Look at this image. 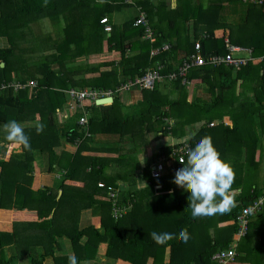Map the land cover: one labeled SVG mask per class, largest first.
<instances>
[{
    "label": "trees",
    "instance_id": "obj_1",
    "mask_svg": "<svg viewBox=\"0 0 264 264\" xmlns=\"http://www.w3.org/2000/svg\"><path fill=\"white\" fill-rule=\"evenodd\" d=\"M123 2L0 0V39L5 40V46H0V126L12 120L29 123L22 127L30 140L28 149L12 142L6 156L0 158V209L15 212L12 224L7 229L0 228V264H45L47 258L50 264H69L70 256L77 257V264L93 260L94 264H212L214 253L230 247L239 230L237 217L243 207L264 197V181L262 185L256 183L264 163V148L259 145L264 137V0L261 3L178 0L172 10H166L168 0H139L137 3L145 10L147 25L152 31L151 38H145V26L134 24L137 16L121 25H108ZM225 4L228 12L238 14L236 19H228L224 14ZM103 18L106 22L101 21ZM46 20L49 22L45 27ZM226 39L251 50V58L240 69L224 63L203 64L192 66L186 75H180L179 68L195 53L196 42L201 44L202 55L208 57L227 53ZM105 43L108 51L120 53V59L91 62L92 57L104 50ZM152 51L155 53L151 54ZM104 65L110 68L101 70ZM155 68L162 74L160 83L163 82L161 85L168 87V91L163 94L159 82L152 89L142 90L143 99L149 105L148 113L142 111L137 117L121 114L100 119L91 114L90 130L95 132V124L111 126L118 121L121 123V130L117 132L120 137L131 132L135 136L139 132L134 131H151L156 125L159 129L164 118H172L175 126L203 120L188 141L190 149L201 137H210L222 158L232 166L238 165L233 167L232 188L246 185L241 193H235L236 206L230 212L193 218L188 206L190 190L180 186L169 196H159L152 213H147L144 220L135 209L115 218L110 196L111 193L116 195L113 187L102 184L104 193L95 184L98 190L81 197L82 191L65 183L82 176L83 164L91 166L85 177H100L99 170L94 169L95 158L81 155L82 148L90 140L77 124L85 116L82 109L76 108L75 116L69 118V122L74 123L66 124L63 129L57 124V113L68 96L71 99L68 91L111 89L114 93L121 83ZM239 80L243 91L235 95ZM30 81L36 84L31 86ZM192 85H204L208 98L197 94L193 102H189L188 92ZM71 100L75 107L82 102ZM224 115H233L232 127L222 123L208 126ZM150 117L152 120H147ZM166 126L164 129L161 126L164 133L168 132ZM243 132L249 134V138L237 136L239 138L233 142L234 134ZM63 139L80 140L74 154H56L55 147ZM185 141L166 151L161 149L154 159L171 153ZM234 146L238 150L246 148L249 156L245 161L227 156L226 152ZM41 155H47L49 171L60 167L65 173L53 187L44 185L33 189L34 164ZM182 166L180 164L178 169ZM58 187L62 189L59 197ZM68 196L79 197V205ZM105 199L110 200L103 201ZM90 205L94 210L100 209L96 212L100 216V226L80 229L78 213ZM254 216L249 217L242 239L258 235L262 244L244 250L250 264L264 259V221H261L264 220V204ZM181 229L188 235L187 242L179 235ZM153 232L174 235L171 240L158 244L152 237ZM63 237L69 241L70 253L62 248ZM8 247L13 248L10 255ZM99 249L104 250V261L97 260ZM237 249L232 264L243 251L240 241Z\"/></svg>",
    "mask_w": 264,
    "mask_h": 264
},
{
    "label": "crops",
    "instance_id": "obj_2",
    "mask_svg": "<svg viewBox=\"0 0 264 264\" xmlns=\"http://www.w3.org/2000/svg\"><path fill=\"white\" fill-rule=\"evenodd\" d=\"M137 2H139V0H124V2L120 4L119 9H117L113 13L111 23L108 25H121L124 22L132 20L135 16L138 17L141 12L146 13L145 10L141 8V5ZM177 3L178 0H168L166 10H172L176 8ZM224 8V12L228 13L229 15L234 14L228 12L229 8H226V4ZM107 29H109V27H107ZM0 46H5V40L0 39ZM119 59L120 53L118 51H108L105 43L104 50L99 55L92 57L90 61L94 63L117 62ZM101 70H104V66L101 67ZM127 82L128 81L123 82L120 84V86L116 87L114 93L111 89H97L96 92L98 93V97L96 99H85L76 107L74 102L68 96L67 102L65 103L61 111L57 113L58 126L63 129L66 124L70 125L74 123L69 122V118L75 116L77 112L76 108L82 109V111L84 112L83 114H85L87 120H89L91 114L96 115V117L100 119L101 117H118L121 114L123 116L136 115L137 117L142 111H146L148 113L149 105L143 99V89H140L136 86L124 88L123 86L127 84ZM162 83L163 82L160 83V89L161 92L165 94L168 91V87L162 86ZM239 84L240 80L238 81L235 95H239L243 91L242 87ZM197 94L204 99L208 98L205 92L204 85H192L188 92V101L192 103L196 98L195 95ZM248 95H251V92L248 91ZM102 98H108V100L96 103L98 99ZM238 103L239 102L235 104ZM235 104L232 103L231 105ZM154 105H156L155 101ZM166 107L167 106H164V108ZM232 116L233 115H224L222 119H214V122H211L210 125L208 124V126L214 127L222 123L225 126L232 127ZM147 120H152V118L150 117ZM173 121L174 120L172 118H164L162 121L164 122V124H161L159 126V129L158 125H156V129L153 128L151 131H134L139 132L135 136H133L131 131L126 129L131 133H126V135H124L123 137H120L117 133L119 130H121V123L118 121L111 126L101 123L95 124L93 126V130L95 131L94 133H92V131L90 130L89 121L87 122V125L84 126L79 125V121L78 123L75 122V124L77 123L78 126L81 127L83 135L90 138L88 143H86L84 148H82L81 155L84 157L95 158L94 169L99 170L100 177L98 179H89L85 177L86 173L91 171V166L87 165L85 167L83 164L82 168L85 172L82 174V176L78 177L76 180H66L65 183L68 186H72L71 188L73 189L75 188L76 190L82 191V193L80 194L81 197L84 195L87 196L91 194V192L98 190L95 188V184H97L98 187L100 186L101 191L104 193L106 192V190L105 187H101L102 184H105L107 187L111 186L116 191V196H111V198H113V200L111 199L112 210L114 207H120L122 212L120 217H123L129 211L135 209L136 213L143 215L142 220H144L145 217H147V213H152L151 210L155 207L156 202L159 201V196H169V194L173 193L175 190H179L180 187L173 182L174 176L172 174H175L176 172H165L159 178H154L151 176L150 167L153 162H155V160H158L154 159V155L159 154L161 149H165L164 151H166L167 148L184 140L190 141V139H186L188 134L192 133L194 135V133L196 132L195 130L197 129L196 127H198L197 124L204 123L202 120L200 123L195 122L191 123L190 125L180 124L178 126H175L176 122ZM113 122H116V120H113ZM26 124L29 123H20L21 126ZM166 124V130L168 132L164 133L163 129L165 128ZM161 126L163 129H161ZM110 128L113 130H111ZM247 135L249 134H245L244 132L241 135L234 134V138H232V140L233 142H236L239 137H246L248 139L249 137ZM231 137H233V135ZM79 142V139H76L73 142L63 139L59 143V145L55 147V152L59 156L61 154H74L79 147ZM11 143L12 141H8L6 139L5 126H0V158H4L6 156L8 146L10 147ZM259 145H262L264 148V137H262L259 141ZM142 152L145 157V162L143 163L137 161L139 154ZM226 154L227 156H229V158L239 159L241 160V162H243V160L245 161L249 156V154L246 153L245 147H243L242 150H238V148L235 149V146L232 147L231 151H227ZM236 166L238 165L235 164V166L233 167ZM64 173L65 170L60 167H55L53 171H49L47 155L38 156L34 164V184L32 187L33 189L41 188L44 185H51V187H53L56 184V181L60 180ZM152 179H155L153 180L154 182H152ZM263 181L264 163L262 165V169L258 175L256 183L257 185H262ZM139 182L145 184L140 185ZM151 183L154 184L152 185ZM245 187H237L235 189V193H241L245 189ZM108 189H110V187ZM83 191H88L89 193L84 194ZM56 193L59 197L62 193V189L58 187L56 189ZM68 198H71V196H68ZM101 198L104 199L103 197ZM78 199L79 197L75 199L74 197L71 198V200L77 201L79 205L80 200ZM109 200L110 199H105L103 201L109 202ZM11 211L12 210L10 209H0V221L3 223L1 224L0 228L7 229L12 223L11 220H13V214L10 218ZM97 211L100 212V209L97 208L96 210H94L91 205L79 211L77 220L79 228L82 229L89 225L100 226V216L98 215V213H96ZM2 212H4V215L1 218ZM7 215L9 219L5 218V216ZM137 219H139V216H137ZM244 236L245 235L238 237L235 235L233 241L230 244V246L235 247L237 253L239 241L242 246L243 251L240 254L241 256L238 257V260L235 261V264H250L251 261L248 259V255L245 254L244 250L252 246L258 247V245L261 243V237L258 235L250 237V239H242ZM60 243L63 250H66L68 253H70L69 241L65 239V237L61 239ZM101 247H104V244H101ZM103 252L104 250L99 249V254L97 257L98 261L105 260V258L103 257ZM50 263V258H47L45 264ZM94 263L95 260L90 261L86 264ZM254 263L264 264V259L254 261Z\"/></svg>",
    "mask_w": 264,
    "mask_h": 264
},
{
    "label": "clouds",
    "instance_id": "obj_3",
    "mask_svg": "<svg viewBox=\"0 0 264 264\" xmlns=\"http://www.w3.org/2000/svg\"><path fill=\"white\" fill-rule=\"evenodd\" d=\"M5 135L8 141L19 143L25 149L30 148L29 137L16 120L5 125ZM192 135L189 133L186 139H191ZM137 161L145 162L143 152L139 154ZM181 164L183 166L176 171L173 182L190 190L188 206L193 218L224 214L236 206L235 189L232 188L235 179L233 166L222 158L210 137L204 136L197 140L187 152V163ZM173 235L170 232L152 233L158 244L171 240ZM179 235L187 242L185 230L181 229ZM69 264H77V257L70 256Z\"/></svg>",
    "mask_w": 264,
    "mask_h": 264
},
{
    "label": "built area",
    "instance_id": "obj_4",
    "mask_svg": "<svg viewBox=\"0 0 264 264\" xmlns=\"http://www.w3.org/2000/svg\"><path fill=\"white\" fill-rule=\"evenodd\" d=\"M251 1L261 3L263 0ZM101 21L106 22V18H103ZM134 24L145 26V38H151L152 31L149 28V25H147L145 13L141 12L134 21ZM225 45L227 48V53L220 55L211 54L208 57H204L200 52L201 44L199 42H196L194 44V48L196 50L195 53L191 54L187 59H185L179 68L180 75H186L189 68L192 66H200L203 64L220 65L221 63H224L225 65L232 66L235 70H238L251 58L250 49L238 45H233L229 42L228 39L225 40ZM154 53L155 51L151 52V54ZM162 78L163 76L158 71V69H150L146 71L144 75L135 77L133 80L128 81L127 84H125L123 87L127 88L130 86H136L140 89H152L156 83L162 80ZM183 82H185V79H183ZM35 84V81H30L31 86H34ZM68 92L71 99H75L79 102L85 99H96L98 97V93L94 90L76 91L74 89H70ZM87 122L88 120L85 116L81 117L79 120V123L81 125H87ZM188 151H190V144L188 141H185L177 147H174L171 153L159 156L158 160L154 162L150 167L151 176L154 178H159L165 172L176 171L181 162L184 163L185 155ZM110 196L115 197L116 195L111 193ZM263 204L264 197H261L255 199L249 206L243 207L241 213L237 217L239 230L236 233V236L241 237L246 234L249 217L256 215L257 211ZM121 214L122 212L120 207L113 208V215L115 218H119ZM235 255H237V251L233 246L219 250L212 255V264H232Z\"/></svg>",
    "mask_w": 264,
    "mask_h": 264
},
{
    "label": "rangeland",
    "instance_id": "obj_5",
    "mask_svg": "<svg viewBox=\"0 0 264 264\" xmlns=\"http://www.w3.org/2000/svg\"><path fill=\"white\" fill-rule=\"evenodd\" d=\"M224 14L227 15L228 13L224 12ZM237 16H238V14H235V15H234V14H233V15H229V14H228V15H227V18H228V19H229V18H230V19H236ZM48 22H49V21L46 20V21L43 23V26H45V24L47 25ZM45 27H46V26H45ZM47 27H48V26H47ZM227 35H228V34H227ZM209 45H210V44L207 43V44H206V47H208ZM243 54H245V53H243ZM90 60H91V59H90ZM109 68H110L109 66L104 65V70H108ZM93 75H97V74L94 73ZM10 214H11V215H10V218H11L12 214H15V212L12 210V211L10 212ZM5 218H6V219H9L8 215L5 216ZM11 222H12V220H11ZM11 224H12V223H11ZM11 224H10V225H11ZM11 253H13V248H12V247H8V249H7V254L10 255ZM46 260H47V259H46ZM50 261H51V260H50Z\"/></svg>",
    "mask_w": 264,
    "mask_h": 264
},
{
    "label": "water",
    "instance_id": "obj_6",
    "mask_svg": "<svg viewBox=\"0 0 264 264\" xmlns=\"http://www.w3.org/2000/svg\"><path fill=\"white\" fill-rule=\"evenodd\" d=\"M104 100H108V98H102V99H98V100L96 101V103L103 102Z\"/></svg>",
    "mask_w": 264,
    "mask_h": 264
}]
</instances>
